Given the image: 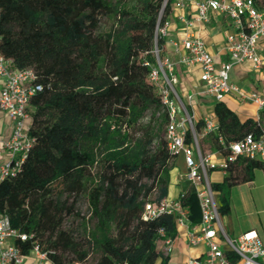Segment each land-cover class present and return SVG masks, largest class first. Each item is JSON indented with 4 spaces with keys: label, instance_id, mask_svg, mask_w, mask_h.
Masks as SVG:
<instances>
[{
    "label": "trees",
    "instance_id": "16d2710c",
    "mask_svg": "<svg viewBox=\"0 0 264 264\" xmlns=\"http://www.w3.org/2000/svg\"><path fill=\"white\" fill-rule=\"evenodd\" d=\"M175 6L176 0H0V48L17 67L33 68L42 84L29 106L33 142L19 172L0 180V213L30 235L15 240L23 254L39 245L54 264L84 262L91 251L98 264H171L160 230L175 240L176 215L143 213L148 202L169 195L178 162L161 134L168 114L150 80L157 26ZM165 41L159 39L164 54ZM215 115L219 130L204 141L224 155L230 142L264 130L262 116L241 120L223 101ZM257 168L264 162L241 158L213 181L222 215L232 209L226 189L253 181ZM80 195L91 209L82 232L65 228L67 217L79 215L72 198ZM182 202L199 223L194 187Z\"/></svg>",
    "mask_w": 264,
    "mask_h": 264
},
{
    "label": "built area",
    "instance_id": "2783aa9c",
    "mask_svg": "<svg viewBox=\"0 0 264 264\" xmlns=\"http://www.w3.org/2000/svg\"><path fill=\"white\" fill-rule=\"evenodd\" d=\"M191 4L196 6L194 16L189 17L186 11L178 16V20L187 28L183 39L187 53L179 62L189 67L200 66L201 79L206 85L205 93L215 100L221 101L227 94L234 93L241 102L255 103L258 111L264 112V93L244 91L230 81L235 64L251 61L257 68L264 65L263 55L259 51V42L264 37V0H176V7L181 9L186 10ZM215 13L224 14L231 21L226 35L229 60L219 67L202 36L191 30L203 22H210ZM171 22L169 16L157 26L153 50L157 62L152 66L150 80L155 84L163 110L168 114L164 133L168 150L176 157H184L186 171L183 178L196 190L202 219L193 224L189 207L183 205L182 197L188 188L181 190L176 199L164 198L158 204L148 202L143 217L150 219L163 212L173 213L178 226L187 229L190 246L206 245L203 254L190 256L187 264H264V240L256 230L245 231L237 237L226 230L221 219V202L211 179L212 172L227 174L229 166L241 158L264 162V130L260 134L249 133L241 140L230 142L225 155L220 151L210 152L201 148L202 139L218 132L219 122L215 114H208L203 118L202 129L196 127L195 113L191 108L194 94L184 97L180 93L176 64L163 53L159 44V39L168 35ZM0 80L3 81L0 110L9 115L13 125L12 137L3 143L10 156L0 165V180H5L19 172L33 142L27 132L26 121L30 117L31 99L42 89V84L37 82L33 68L17 67L14 59L7 58L1 48ZM160 234L165 237L164 246L169 250L174 240L165 235L163 228ZM29 236L14 228L9 217L0 213V264H45L50 261L39 245L29 255L22 253L15 240H26ZM70 264L83 262L73 261Z\"/></svg>",
    "mask_w": 264,
    "mask_h": 264
},
{
    "label": "crops",
    "instance_id": "0c3cea01",
    "mask_svg": "<svg viewBox=\"0 0 264 264\" xmlns=\"http://www.w3.org/2000/svg\"><path fill=\"white\" fill-rule=\"evenodd\" d=\"M189 17L194 16L196 13V6L191 4L185 9L175 6L170 18L172 20L169 27V33L166 36L164 43L165 55H167L176 64V71L179 76V91L186 97L188 94H194L192 100V111L195 113L196 121L203 120L208 114H215V105L218 102L209 94H206V85L201 79L200 66H186L180 63V58L187 53L183 45V39L186 36L187 28L184 23L178 20V16L185 12ZM230 19L224 14L215 13L210 22H203L193 29L194 32L200 34L209 51L214 55L216 65L219 67L223 62L229 60V54L226 49V35L227 30L230 28ZM259 51L264 58V37L259 42ZM230 81L238 85L244 91H255L264 93V65L260 68L255 67L251 61L235 64L230 73ZM3 86V81L0 80V91ZM230 108L235 110L241 120L248 118L259 119L262 116L264 126V114L258 111L255 103H243L234 93L227 94L223 100ZM27 132L30 134L31 115L26 121ZM13 134L12 120L6 113L0 110V165L10 159L8 151L4 148L3 143L9 140ZM210 152H216L208 149ZM217 158L221 160V156L217 154ZM177 167L172 170V180L169 189V195L166 197L168 200L176 199L181 190L189 188V182L183 178L186 171V165L183 156L177 157ZM258 169V168H257ZM263 169L264 168H259ZM256 171V170H255ZM223 176L225 175L222 171ZM256 174V172H255ZM211 175V176H212ZM255 179V178H254ZM213 181V180H212ZM252 182V181H250ZM229 226V222H225ZM225 223L224 226H225ZM251 230V229H248ZM248 230H237L232 226L231 232L228 231L233 237H237ZM255 230V229H254ZM264 240V232L256 230ZM187 229L179 227V234L173 242L169 250L162 245L160 249L166 254H170L171 264H187L190 256H200L206 250V245L201 243L198 245L190 246L187 241ZM45 264H53L47 261Z\"/></svg>",
    "mask_w": 264,
    "mask_h": 264
},
{
    "label": "rangeland",
    "instance_id": "374dc122",
    "mask_svg": "<svg viewBox=\"0 0 264 264\" xmlns=\"http://www.w3.org/2000/svg\"><path fill=\"white\" fill-rule=\"evenodd\" d=\"M110 21H105V27L108 26ZM179 88V87H178ZM154 109L149 110L146 115L140 120L139 125L143 126L147 124L153 115ZM157 116L159 114H156ZM158 122H155L158 125ZM139 133L140 130L138 129ZM164 135V131H161ZM139 134H137L138 136ZM201 148L205 151L212 149V146L207 141L202 139L200 141ZM255 179L252 182H245L235 185L225 192L229 191L230 201H231V212L226 215L221 214L222 222H229V226L225 223V228L227 231L231 232L232 226L237 230H248L255 229L264 232V170L256 169ZM223 175L220 172H216L211 176L213 181H222ZM217 196L222 203L221 193L216 191ZM157 192H154L151 198H156ZM76 200V212L79 215H72L67 217L65 221V228H76L79 231H83V221L89 219L90 217V204L88 197L85 195H80L73 197ZM231 234V233H230ZM232 236V235H231ZM164 252V251H163ZM166 253V250L165 252ZM67 259L75 257L73 254H67ZM100 255L97 252H92L83 262V264H98Z\"/></svg>",
    "mask_w": 264,
    "mask_h": 264
}]
</instances>
